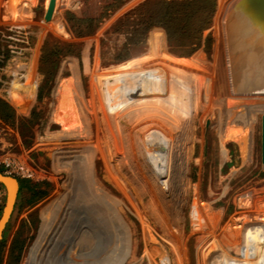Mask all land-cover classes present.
<instances>
[{
    "label": "rangeland",
    "instance_id": "1",
    "mask_svg": "<svg viewBox=\"0 0 264 264\" xmlns=\"http://www.w3.org/2000/svg\"><path fill=\"white\" fill-rule=\"evenodd\" d=\"M142 1L0 0V171L19 187L1 232L0 264H109L102 207L138 224L132 212L142 210L151 187V131L168 144L163 182L180 188L185 227L170 220L173 232L189 235L187 258L174 260L148 227L146 250L127 264H147V251L155 264H240L233 255L240 239L227 229L232 198L246 188L264 196V104L232 91V34L244 19L243 0H215L211 24L189 54L174 51L160 26L143 40L124 26L114 30ZM242 122H253L250 143L219 146L218 130L242 129ZM4 202L0 184V215ZM51 206L88 209L107 242L61 225ZM197 213L205 217L201 232L193 231Z\"/></svg>",
    "mask_w": 264,
    "mask_h": 264
},
{
    "label": "bare ground",
    "instance_id": "2",
    "mask_svg": "<svg viewBox=\"0 0 264 264\" xmlns=\"http://www.w3.org/2000/svg\"><path fill=\"white\" fill-rule=\"evenodd\" d=\"M243 13L244 19L241 22L240 30L234 31L235 34H232V54L230 58L231 74L234 76V79L233 77L231 79L232 91L234 95L252 96L264 104V18L254 16L247 10H243ZM233 83L235 84L233 85ZM256 94H260L262 97L258 98ZM151 138L153 170L150 192L146 201L142 203V210L139 213L132 212V215L137 218L138 224H132L125 217L124 211L115 208L111 204H106L102 207L103 214L109 220L108 237L111 247L109 264H127L129 260L135 258L145 249L146 242L143 238V232L148 227L155 230L162 241L169 246L174 260L182 257L183 254L187 258L189 235L185 231L173 232L171 230L174 227V222L170 220L171 218H177V221L182 226L181 230L185 226L184 217L180 215L181 213L179 214V208H177L182 206L178 196L180 188L176 191L175 187L174 189L170 188L169 184L163 182L167 167L168 144L165 138H162L156 132L151 131ZM243 148L246 150L250 149L247 146ZM220 153L223 158L228 156L221 149ZM6 183L9 190H11L14 185L12 179L6 178ZM196 201H199V199ZM203 216L202 213L192 215V219L195 222L193 231L200 230L201 232V229H203L201 225L205 221ZM146 218H149L150 222H147ZM234 224L235 219H231L228 226L226 225L227 229L229 231L232 230L233 233H235ZM261 235V230L246 232L245 240L242 239V243L237 240L238 247L234 249L235 254L233 253V255L236 256L234 259H237L240 264H264V244L261 242ZM170 237H174L173 242ZM180 237L183 238L181 243L184 242L182 249L180 244H178ZM140 239H142V243H140ZM239 250H241L240 254L238 253ZM250 252H254V256L250 257ZM147 257V264H155L156 260L150 251H147ZM243 258L248 261L244 262V260H241ZM198 264H201V261Z\"/></svg>",
    "mask_w": 264,
    "mask_h": 264
},
{
    "label": "trees",
    "instance_id": "3",
    "mask_svg": "<svg viewBox=\"0 0 264 264\" xmlns=\"http://www.w3.org/2000/svg\"><path fill=\"white\" fill-rule=\"evenodd\" d=\"M214 7L215 0H143L133 9L126 11L122 18L116 20L118 26L114 30L120 31L119 26H122L120 29L124 26L123 30H127L130 37L143 40L150 27L160 26L165 32L168 45L172 46L174 51L179 54H189L198 47L202 31L211 24ZM254 120L255 117L253 122ZM242 123L244 124L242 129L230 124L218 130L219 146H224L228 140L251 141L252 123ZM49 209L56 214V220L61 225L68 226L66 224L72 222L78 229L92 230L107 242L104 229L88 209L62 206H51ZM68 219L71 221L68 222Z\"/></svg>",
    "mask_w": 264,
    "mask_h": 264
},
{
    "label": "built area",
    "instance_id": "4",
    "mask_svg": "<svg viewBox=\"0 0 264 264\" xmlns=\"http://www.w3.org/2000/svg\"><path fill=\"white\" fill-rule=\"evenodd\" d=\"M232 204L233 213L231 216L235 218L233 229L235 235L239 237L240 243H242V239L245 240L246 232L261 230V242L264 244V196H258L249 188L241 189L233 196ZM216 251L214 250L212 253ZM250 253V257L254 256V252Z\"/></svg>",
    "mask_w": 264,
    "mask_h": 264
},
{
    "label": "water",
    "instance_id": "5",
    "mask_svg": "<svg viewBox=\"0 0 264 264\" xmlns=\"http://www.w3.org/2000/svg\"><path fill=\"white\" fill-rule=\"evenodd\" d=\"M51 4V0L49 5ZM242 6L254 16L264 18V0H243ZM260 164L264 168V114L260 116ZM6 178L12 179L13 187L9 190L8 184L6 183ZM0 184L4 187L5 190V202L0 215V238L1 232L4 227V224L9 216L12 205L15 200L17 193L18 184L14 177L5 174L0 171Z\"/></svg>",
    "mask_w": 264,
    "mask_h": 264
}]
</instances>
